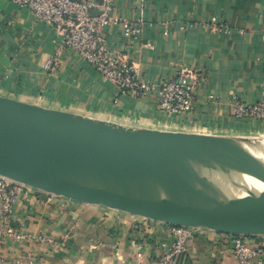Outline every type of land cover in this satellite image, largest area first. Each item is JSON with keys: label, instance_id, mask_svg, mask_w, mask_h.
<instances>
[{"label": "crops", "instance_id": "0c3cea01", "mask_svg": "<svg viewBox=\"0 0 264 264\" xmlns=\"http://www.w3.org/2000/svg\"><path fill=\"white\" fill-rule=\"evenodd\" d=\"M112 14L142 27L135 39L125 37L120 24L103 31L110 46L135 66L138 78L158 84L185 68L197 73L190 111L168 115L156 94L136 95L111 84L75 50H58L55 26L11 0H0V96L189 135L264 134V120L237 118L231 104L233 95L246 103L264 98V0H117ZM51 201L29 192L15 205L13 225L59 242L48 260L35 259L38 264H159L162 244L170 237L167 226L150 222L134 228L122 214L91 233L89 225H62L64 216L54 217L60 209ZM208 230L190 242L182 264H236L232 236ZM31 238L5 240L0 264H15L17 256L26 264L30 251L41 252L42 245ZM246 241L264 246V238Z\"/></svg>", "mask_w": 264, "mask_h": 264}, {"label": "water", "instance_id": "95a60500", "mask_svg": "<svg viewBox=\"0 0 264 264\" xmlns=\"http://www.w3.org/2000/svg\"><path fill=\"white\" fill-rule=\"evenodd\" d=\"M132 129L155 128L0 96V176L170 225L264 235V162L122 134Z\"/></svg>", "mask_w": 264, "mask_h": 264}, {"label": "built area", "instance_id": "2783aa9c", "mask_svg": "<svg viewBox=\"0 0 264 264\" xmlns=\"http://www.w3.org/2000/svg\"><path fill=\"white\" fill-rule=\"evenodd\" d=\"M20 7L28 8L36 20L53 25L56 28L58 50L65 47L75 50L79 56L94 66L111 84L136 95L156 94L160 109L168 115H179L190 111L194 104L197 85V73L185 68L174 79L161 83H152L138 78L136 68L107 42L103 31L110 25L120 24L124 36L139 38L140 25L131 23L123 17L112 14L117 0H11ZM98 11L99 14H93ZM216 22V17L212 18ZM264 40V30L262 31ZM145 46H150L147 42ZM51 64L49 61L47 67ZM233 114L237 118L264 120V98L246 103L237 95L231 98ZM28 188L20 182L0 176V246L5 240L23 242L29 233L13 225L15 205ZM170 237L163 242V255L159 264H182L183 256L188 252L190 242L196 238L197 231L189 226H170ZM236 264H263L264 246L250 245L239 235H231ZM38 241L50 248L57 247L52 236L37 235ZM15 264H24L20 258ZM27 264H38L29 259Z\"/></svg>", "mask_w": 264, "mask_h": 264}, {"label": "rangeland", "instance_id": "374dc122", "mask_svg": "<svg viewBox=\"0 0 264 264\" xmlns=\"http://www.w3.org/2000/svg\"><path fill=\"white\" fill-rule=\"evenodd\" d=\"M252 135H257V136H259V138H264V134H247L244 136H252ZM235 136H237V135H235ZM20 185L26 186L28 188L25 191L29 190L28 192H26L24 194H27L29 192L30 193L35 192L36 196H38L40 194H44L49 199H52L53 201H51V202L55 203V205L58 206V208L60 209L59 213L53 212L55 214L54 217L57 218L60 215L64 216L63 218H61L62 225L63 224L66 226L68 224L75 225V226L89 225V228L91 229V233H94L95 229H97V227L99 225H106V223H107L106 221L109 220L110 216L113 218L119 219V218H121L122 214H127L129 216L131 224L134 226V228H135V226L140 227V226H143V225L150 223V222L162 224L164 226H167V228H170V226H171L168 223H164V222L157 221V220H152L150 218L142 217L139 215L130 214V213H127V212H124L121 210H117V209H113V208L104 206L102 204L82 202V201H79V200H76L73 198H69V197H66L63 195H58L55 193L46 192V191L31 187L29 185L23 184V183H20ZM110 212H113L114 214H111ZM95 217H97V218H95ZM194 229L197 231V235L200 233V231L201 232L202 231H209L208 228H204V227H194ZM38 235H41V234H38ZM36 236H31L32 237L31 239H33V241H36L39 244H41L42 245L41 247L43 249L41 252H38L37 254L33 251L32 252L30 251L31 255L29 254L28 260L29 259L35 260L37 257H38V259H40V262H41V260H43V258H47V260H48V258H50L49 256H51L55 252L54 250H56L60 246L59 242L56 240L57 247L52 249V248H50V246L48 244L41 242V241H38ZM239 236L246 243H248L250 245H253V244H251L249 241H246V240H249L250 238H264V235H239ZM257 245H261V244H257ZM57 251L58 250H56V252ZM33 253H34V255H33ZM35 255H37V256L35 257ZM17 257L20 258V256H17ZM16 259H14V261ZM28 260H27V262H28ZM14 261H13V263H14ZM92 264H97V263L94 262ZM100 264H102V263H100Z\"/></svg>", "mask_w": 264, "mask_h": 264}, {"label": "bare ground", "instance_id": "6f19581e", "mask_svg": "<svg viewBox=\"0 0 264 264\" xmlns=\"http://www.w3.org/2000/svg\"><path fill=\"white\" fill-rule=\"evenodd\" d=\"M122 134L137 138L149 139L155 142H162L174 146H181L188 149L219 150L231 154L239 159H257L264 162V138H227L210 137L206 135H189L167 130H124ZM216 139V140H215ZM242 174L246 176L256 175V170H247ZM251 177V176H250Z\"/></svg>", "mask_w": 264, "mask_h": 264}]
</instances>
